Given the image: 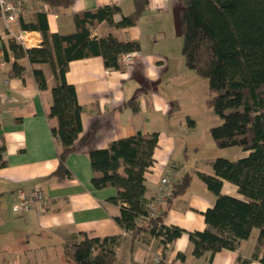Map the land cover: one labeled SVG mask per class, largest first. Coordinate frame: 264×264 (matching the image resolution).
<instances>
[{"label":"crops","instance_id":"0c3cea01","mask_svg":"<svg viewBox=\"0 0 264 264\" xmlns=\"http://www.w3.org/2000/svg\"><path fill=\"white\" fill-rule=\"evenodd\" d=\"M24 2L25 11L11 29L14 33L20 29L28 31L27 39L32 42L24 45L28 48L39 47L43 40L39 30L24 28L36 23L39 13H47L51 32L69 33L75 30L77 12L117 4L121 13L114 19L119 21L122 14H129L134 8L133 0H71L68 7L55 11H49L45 0ZM181 6L180 0H149L148 9L135 25L116 28L102 22L94 28L93 36L114 34L122 42H139L140 50L131 66L108 69L101 56L70 62L66 79L75 86L83 107L80 136L91 129L93 132L88 143L68 157L67 166L73 176L63 181L52 176L59 164L60 150V143L52 133L57 122L48 117L53 74L48 65L42 66L48 88L40 89L28 59L22 58L18 62L25 67L24 77L11 75L15 58L8 45L13 36L0 16V144L4 146L5 162L0 165V264H72L65 256L64 243L76 239L79 233L123 236L124 231L115 221L120 205L109 200L117 190L92 186L88 152L138 132L159 134L155 163L147 174L148 197L154 195L161 177L170 171L174 182L186 174L193 177L186 191L176 196L166 210L165 223L189 231L208 227L203 213L213 205L215 195L196 173L212 174L216 158L212 156L202 162L198 152L204 143L211 150H215L216 144L210 139L212 124L207 122L205 133H201L196 119L194 103L200 101L195 97L198 91L203 93L205 83L185 64L178 21ZM135 97L137 110L128 104ZM208 97L209 89L203 106L208 107ZM240 154L246 156L248 152ZM35 188L44 191L48 206L43 208L35 203L23 213L15 212L18 191L30 192ZM223 191L237 195L236 188L228 182L224 183ZM258 232L254 229L235 251L217 252L211 264H239V257L249 258ZM180 253L185 255L184 260L179 258ZM117 254L119 264H156L154 258L158 254L171 264H208L206 257L192 255L188 234L179 237L167 250L158 239L147 234L137 242L127 235Z\"/></svg>","mask_w":264,"mask_h":264},{"label":"trees","instance_id":"16d2710c","mask_svg":"<svg viewBox=\"0 0 264 264\" xmlns=\"http://www.w3.org/2000/svg\"><path fill=\"white\" fill-rule=\"evenodd\" d=\"M49 11L68 7L71 0H45ZM178 21L183 36L182 54L186 66L208 80V107L222 119L210 128V135L219 148L238 146L246 156L238 159L217 157L212 174L197 172V176L215 195L212 206L204 211L208 227L186 230L165 223L166 210L173 199L188 188L192 175L186 174L174 182L166 208L151 216L147 196V174L155 163L159 142L157 132L119 138L106 147L91 149L92 186L95 189L114 187L109 200L120 205L116 223L132 242L147 234L159 240L167 250L179 237L188 234L195 258L206 257L211 264L215 254L223 249L237 250L244 240L258 229L256 245L249 258L239 257V264L258 261L264 264V0H180ZM134 8L122 14L117 4L104 5L74 14L75 30L69 33L51 32L47 13H39L36 23L24 25L27 30H39L43 40L39 47H26L16 39L8 48L15 62L11 75L24 77L25 67L18 62L27 58L40 89L48 82L43 65H48L54 77L52 105L48 117L57 124L52 128L60 143L59 164L52 176L63 181L73 176L67 166L68 157L85 146L93 129L83 131V107L76 88L66 79L73 60L101 56L105 67L120 69L122 54L139 51L138 41H120L114 34L93 36L102 22L112 27L133 26L148 9L149 0H133ZM128 104L137 110V98ZM190 122H193L190 120ZM0 144V165H4ZM236 188L237 195L225 193L224 183ZM164 206V207H165ZM122 235L96 237L79 233L76 239L64 243L66 258L72 264H119L117 248ZM184 260L185 255L180 253ZM164 258V257H163Z\"/></svg>","mask_w":264,"mask_h":264},{"label":"built area","instance_id":"2783aa9c","mask_svg":"<svg viewBox=\"0 0 264 264\" xmlns=\"http://www.w3.org/2000/svg\"><path fill=\"white\" fill-rule=\"evenodd\" d=\"M24 11V0H0V16L4 19L7 30L10 32L14 39L22 43L23 45L31 42L27 39L28 31L20 29L18 33H14L11 29V25L14 23H18ZM137 55L138 51H131L122 54L119 58L120 69H125L131 66L134 63ZM173 186L174 179L172 177V172L170 171L169 173L161 177L157 191L151 198V202L149 204V211L151 216H156L162 211L167 200L170 198ZM17 196L18 201L14 205V211L18 213H23L29 210L34 206L35 203H39L43 208L47 207L49 204L48 197L45 195L44 191L41 188H35L30 192H26L20 189ZM123 236H127V233L124 232ZM154 260L156 264H171V262L163 258L161 254L156 255Z\"/></svg>","mask_w":264,"mask_h":264},{"label":"rangeland","instance_id":"374dc122","mask_svg":"<svg viewBox=\"0 0 264 264\" xmlns=\"http://www.w3.org/2000/svg\"><path fill=\"white\" fill-rule=\"evenodd\" d=\"M202 79L205 83L204 90H203V93L201 91H198L195 98L199 99L200 102L199 104L197 103H194V104H195V108L197 109V112H195V115L198 121V126L202 130L201 133L203 132L205 133V126L207 125V122H210L212 126H218L222 123V119L218 115H216L210 108H208L207 106H203V104H201L204 101L205 96L206 98L208 96V80L203 77ZM210 139H212L211 135H210ZM214 147H215V150H211L209 145H206V143L200 146L201 150H199L198 152V157H203L202 162H204L206 158H209L212 156H215L214 158H217L220 156V157L229 158L233 160L243 157L240 154L243 151L238 146H232V147H227V148H219L217 146H214ZM189 161H193V158L189 159Z\"/></svg>","mask_w":264,"mask_h":264}]
</instances>
